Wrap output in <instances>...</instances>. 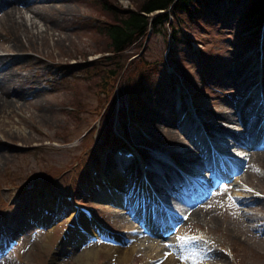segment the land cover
Returning <instances> with one entry per match:
<instances>
[{
	"label": "rangeland",
	"instance_id": "1",
	"mask_svg": "<svg viewBox=\"0 0 264 264\" xmlns=\"http://www.w3.org/2000/svg\"><path fill=\"white\" fill-rule=\"evenodd\" d=\"M101 1L39 0L33 4L34 8L43 11L40 12L47 22H30L31 16L26 13L30 39L22 36L19 48L6 39L9 38L6 23L0 24V58H4L0 68L10 66L20 74L21 81L25 75L33 77L35 72L43 78L30 91L34 95L24 98L28 101L19 100L21 105L0 113V250H6L4 234L20 240L15 249L0 255V264H156L161 261L157 258L163 250L164 255H187L188 262L194 260L196 264H264V228L260 231L255 228L258 219L264 224L262 159L255 164L247 157L249 151L235 148L231 154L244 156L242 166L236 163L235 174L229 175L217 190L202 194L205 198L194 207H202L205 215L198 219L177 221L180 206L175 210L163 204V208L145 206L143 214L148 217V212L153 213L158 222L157 237H150L148 231L139 228L142 220L136 211L130 216L120 198L129 200L131 206L137 202L136 192L132 194L139 185L134 181L135 168L130 177L128 168L119 174L113 165L116 150L102 156L103 148L99 147L110 123L109 134L132 149L136 165L141 164L140 158L151 164L154 148L162 150L166 157H173L177 165L186 159L184 150L189 149L198 163L201 159L195 146L189 144L181 131L185 124L182 121L180 125L181 118L188 114L199 127L223 126L217 115L233 117L239 111L249 121L253 119L249 115L251 105H246L245 100L256 86L262 35L264 42L262 24L247 28L251 22L236 19L237 8L229 3L222 8L224 20L214 17L213 21H206L202 17L203 28L195 23L180 27L182 32L177 36L180 43L165 40L161 28L121 56L123 62L136 52H147L150 59H155L152 73L149 68V78L124 87L104 85L100 92L101 68L109 62L99 57L106 42L98 28L111 21L110 16L101 13L100 10L104 11L98 6ZM141 1L116 0L114 5L136 10ZM54 22L58 24L55 28ZM165 30L169 32L167 24ZM59 36H66L62 43ZM8 51L19 53L7 57L4 54ZM262 61L264 66V45ZM141 65V61L135 62V68ZM141 72L137 68L135 74ZM262 74L264 84V71ZM148 91L153 92L151 97L145 94ZM262 91L264 94V87ZM101 104L113 107L114 113L108 111L100 118ZM255 122L250 126L254 127ZM232 127L245 144L249 142L241 128ZM260 150L264 151V147ZM113 167V172L130 183L131 191L126 198L123 190L115 192L110 187L96 193L86 182L87 179L98 182L93 178L94 169L108 173ZM58 193L87 205L101 225L82 216L74 218L68 205L56 196ZM158 193L171 200L169 192L159 189ZM108 196H112L111 200L120 199L113 202ZM56 197V201L52 200ZM105 198L110 202L104 201ZM138 201L142 207V196ZM255 204L257 207L252 206ZM47 207L67 209L63 215L56 210L46 215L43 209ZM244 214L252 216L247 218ZM87 223L94 234L86 231ZM74 228L81 235L87 233L97 239L87 236L76 239ZM131 229L141 233L131 234ZM145 238L160 239L167 249L162 248V241L161 245L153 241L149 243L155 245L152 250L143 243ZM141 247L143 250H139ZM110 248H131L133 252L122 259L116 254L109 255L108 251L114 250ZM198 252L199 260H195Z\"/></svg>",
	"mask_w": 264,
	"mask_h": 264
},
{
	"label": "trees",
	"instance_id": "2",
	"mask_svg": "<svg viewBox=\"0 0 264 264\" xmlns=\"http://www.w3.org/2000/svg\"><path fill=\"white\" fill-rule=\"evenodd\" d=\"M115 3L116 0H102L98 4L104 10H100L101 13L110 16L111 19L98 28L106 42V47L101 53L109 54L103 57L109 64L106 68H101L102 77L101 82L98 83L100 92L105 87L104 85L116 88L117 84H121L124 87L149 78L147 74L150 66L152 73L155 59H150L147 52H142L140 58L135 61H141L142 64L137 67L142 69L139 75L135 74L137 70L135 62H127L128 57L121 62V56L132 46L144 41L152 32H159L163 29L165 40L168 35L172 42L180 43L177 39V36L182 32L180 27H187L188 23H195L203 28V25L200 24L202 17H206V21H213L214 17H219L220 21L224 20L222 8H225L229 3L237 8V14L234 16L236 19L241 22L242 20L251 22L247 24V28L259 27L260 24H264V0H142L136 10H123L115 6ZM165 24L169 26V33L165 30ZM103 69H105L104 72ZM124 76H130L133 79L127 80ZM136 77L137 81H135ZM138 86L141 89L140 84ZM150 93L151 91H148L145 94ZM100 101L102 100L100 99ZM100 107L104 108L105 106L101 104ZM112 109L109 108L111 114L114 113ZM111 131L112 124L109 123L107 135L103 139L104 148H111L113 144L118 143L119 139L109 134Z\"/></svg>",
	"mask_w": 264,
	"mask_h": 264
},
{
	"label": "bare ground",
	"instance_id": "3",
	"mask_svg": "<svg viewBox=\"0 0 264 264\" xmlns=\"http://www.w3.org/2000/svg\"><path fill=\"white\" fill-rule=\"evenodd\" d=\"M38 1L39 0H0V24L6 23V26L4 28L6 31V35L9 37V38L6 37V39H8V41L10 43H12L15 47H18V48L21 47L20 43L22 40V36L27 38V39H30V36H28L29 33H28V28H27V22L28 21L24 17L26 13L31 16L30 22H37V21L38 22H47V20L45 19V16L40 12L42 10H40V8L39 9L34 8L35 5H33V4L38 2ZM57 26H58V24L56 22H54L53 28H55ZM64 37H66V36H59L60 43H62ZM8 52L9 53L4 54L7 57H11V56L16 57V56H18V54H16V52L19 53V51H8ZM2 59H4V58H0V64L3 63ZM15 60H16V58H15ZM16 70H19V69H16ZM260 70L263 73V71H264L263 63H262ZM40 78H42V75H40L38 72H35V75L33 77L31 75H25V79L23 81H21L20 80V74H18L15 71H12L10 66L6 65V66L1 67L0 68V113H3L10 108H14V106L17 104L21 105L18 102H20L22 100L28 101L27 99H24V98L26 96L32 95V94H30V91L32 90V88L35 84H38L40 81H42V80H39ZM261 83L264 86L263 81H261ZM13 87H15V88H13ZM257 87L258 86H255V88H257ZM252 92H253V89H251V93ZM249 97L246 98V100H245L246 105L248 104ZM9 98H12V99H9ZM217 116L218 117H216V119H219L222 122H224L223 126H214V124L213 125L207 124V126L204 127L206 132L211 131V132H214L217 134L228 136L231 139V141L233 142L232 148L237 147L238 150L244 149L243 152L249 151V154L247 155V157H250L249 161L251 160L255 164H258V162H259L258 160H260V159H262L264 161V151L260 150V147H262V146L264 147V145L262 144L263 142H261V140L259 138H257L255 136V134L253 133V129L250 126L251 122L248 120V117L246 116L245 113L239 111L238 114L234 115L233 117H229L228 115H225V114L217 115ZM185 122H186V125H191V126L197 128V133L200 134L198 132V130H200L201 127H199L196 120L191 118L188 114L185 116ZM216 122H217V120L214 123H216ZM233 125L237 126L238 128H241L243 130L245 138H247L249 140L248 143L245 144L243 142L242 138L240 137V134L234 130V127H232ZM218 146H220V145L218 144ZM196 151L200 152V150H196ZM207 151H208V155L210 157L212 154L210 153L208 148L205 149L204 153H206ZM201 152H203V150ZM191 153H192L191 150L185 149L184 154L186 156V159L181 161V163H179V165L174 164L172 161H170L169 164H162V162H161V163H157L155 165V169L158 170V165L161 164L159 166V169L161 171H163V179H165L168 183L172 184L173 186H174V184H176L178 182H180V183H178L176 185H180L183 183V180H182L183 178L181 175L178 174V169L184 170L185 168H187V167H189V166H191L197 162L196 159L191 157ZM167 159H170V158L167 157ZM171 159H172V157H171ZM115 160L117 162V164H115L116 169H118L120 171V168H121L120 165H123L124 161L122 159H117V158H115ZM154 163L155 162H152V164H154ZM237 163L239 166L240 165L242 166V164H240L241 162H237ZM204 167L206 169L209 166L206 165ZM235 173L236 172H234L233 174H235ZM111 175H112L113 179L109 178V185H110L111 191L114 190L116 192L117 184L118 183L122 184V183H124V181H122V177L117 172H112ZM114 178H116V179L114 180ZM124 184H127V182H125ZM140 187H141V185H140ZM108 197L110 200L112 199V196H108ZM120 198H121V196H120ZM198 199L199 198L195 199L194 203H185V204L181 205V207H182L181 208V215H183L184 218L186 217V219L187 218L198 219V218L205 215V212L203 210H201L202 207L201 208L194 207V205L199 202ZM118 201H119V199L117 200V202ZM191 202H193V201H191ZM174 203L178 204L176 202H174ZM164 204L168 208H171V209L173 208L168 203V200H164ZM126 205H127L128 210L131 212H132V208L137 209L136 202L133 206H131V204L128 200ZM252 206L257 207L256 204L252 205ZM129 215H131V213H129ZM244 215L247 216V214H244ZM251 216L252 215L249 214L247 216V218H249ZM150 220H151V217H148V219L146 220L147 223H150ZM258 220H259L258 223H260L261 219H258ZM87 225L88 226H87L86 231L88 233L94 234L91 224L87 223ZM258 227L262 229V228H264V224L260 223ZM72 230H73V236L76 239H80V240L84 239V238L86 239L85 234L81 235L80 231H78L76 228H74ZM150 237H152V236H150ZM155 237H157V235ZM138 239H140V237H135V240H138ZM153 241H158L159 244L161 245L162 240L152 239V238L146 239L145 238V240H143V243L144 244L146 243L147 245H149L148 247L153 250L155 245L149 244L150 242H153ZM162 243H163V241H162ZM156 247H159V246L156 245ZM166 247L167 246H165L163 243L162 248L166 250L167 249ZM110 249L113 250L114 248H110ZM129 249H131V248H129ZM129 249L124 250V249L115 248L112 252L108 251V253H109V255L116 254V256L118 258L126 259V257L130 253L133 252V250L131 251ZM139 250H143V247H141ZM162 252H160L161 255L159 256V258H157V259H160L162 261V264H178V263L182 264L178 255L172 256L169 254V255H167V257H165V255ZM88 253H90V252L88 251ZM200 254H201L200 252H198V254H195V257H196L195 260H197V259L199 260V258H197V255H200ZM183 256L187 257V259H185L183 261V264H196V262L194 260L191 263H190V261L188 262V256L187 255H183ZM157 262H158V260H157Z\"/></svg>",
	"mask_w": 264,
	"mask_h": 264
},
{
	"label": "snow or ice",
	"instance_id": "4",
	"mask_svg": "<svg viewBox=\"0 0 264 264\" xmlns=\"http://www.w3.org/2000/svg\"><path fill=\"white\" fill-rule=\"evenodd\" d=\"M249 191H250V189H249ZM229 200H230V201L232 200V197H231V196H229ZM185 219H186V217H185ZM180 239H181V240H185V239H188V238H186V237H181ZM191 239H193V240H198V239H200V238H199V237H193V238H191ZM166 246H167V245H166ZM167 255H169V253H165V257H167ZM179 258L181 259L182 264H183V261H184L185 259H187V257H184V256H180ZM157 264H162V261H158Z\"/></svg>",
	"mask_w": 264,
	"mask_h": 264
}]
</instances>
